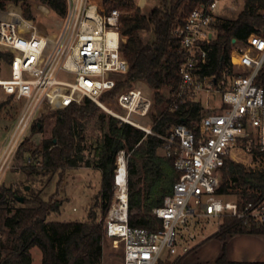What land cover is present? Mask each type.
I'll use <instances>...</instances> for the list:
<instances>
[{
    "label": "built area",
    "instance_id": "built-area-1",
    "mask_svg": "<svg viewBox=\"0 0 264 264\" xmlns=\"http://www.w3.org/2000/svg\"><path fill=\"white\" fill-rule=\"evenodd\" d=\"M67 3L64 27L54 37L28 33L14 19L0 17V51L13 54L10 75L0 78V88L8 97L22 102L0 153V176L41 114L81 104L88 98L120 121L160 137L164 155L174 159L179 173L173 192L153 210L162 227H132L127 156L120 152L114 199L104 228L115 245H123V264H180L194 246L184 244L175 260L165 258L163 253L177 254L178 241H187V233L188 240H194L196 219L201 216H230L249 227L264 226V195L241 207L236 200L217 195L225 158L264 172V87L256 83L264 64V36L252 35L244 45L234 46L232 73L225 70L219 79L202 75L199 71L208 63L207 44L214 37L220 0H200L174 30L182 63L180 80L168 106L174 111L188 101L200 102L207 113L198 129L178 124L161 135L153 130L154 101L149 90L126 87L114 98L115 107L102 99L115 88V76L129 69L121 52L125 38L120 33V10L106 12L90 0ZM218 95L220 100L213 107L210 98L215 100Z\"/></svg>",
    "mask_w": 264,
    "mask_h": 264
},
{
    "label": "trees",
    "instance_id": "trees-1",
    "mask_svg": "<svg viewBox=\"0 0 264 264\" xmlns=\"http://www.w3.org/2000/svg\"><path fill=\"white\" fill-rule=\"evenodd\" d=\"M35 0H0V12L8 3L23 5L26 19H33L31 2ZM58 16L68 12L67 0H37ZM104 11L120 8V33L125 38L121 52L129 64L115 88L102 96L106 101L115 98L124 88L143 82L152 92L153 130L166 135L174 125L185 124L198 129L206 115L200 102L188 101L171 111L170 94L178 86L182 55L178 52V39L174 30L200 0H160L145 14L137 0H90ZM264 0H244V7L234 19H218L213 25L214 37L207 47L208 63L199 71L202 75L222 77L225 70L232 73L231 53L235 45L246 43L252 35L264 36ZM144 34L147 38L144 39ZM233 39H236L233 42ZM13 54L0 51V63H11ZM264 87V64L256 78ZM11 98V97H10ZM3 104L0 106V112ZM98 106L85 98L81 104L41 114L31 131L40 132L45 117L56 115L51 136L35 145L26 137L23 152L41 155L38 165H30L29 173L52 178L55 174L78 167L81 163L101 173V187L95 203L82 221H53L49 217L59 211L58 202L44 199L40 192L24 194L12 186L0 187V264H32V249L38 247L42 264H102L103 241L106 237L104 219L114 199V175L118 154L127 156L129 187V224L132 227L157 229L162 220L153 214L163 205L166 196L173 192L179 178L174 159L163 153V140L155 134H146L114 116H99L103 137L94 145H87L86 127L96 114ZM156 111V113L154 112ZM17 153L22 158L24 153ZM221 184L217 195L234 199L239 206L264 195V172L247 169L242 163L225 158L221 168ZM19 197H23L19 201ZM236 234L264 236V226H247L225 216L219 230L211 237L223 243L224 263L226 240ZM183 260V259H182ZM181 260V261H182Z\"/></svg>",
    "mask_w": 264,
    "mask_h": 264
},
{
    "label": "rangeland",
    "instance_id": "rangeland-1",
    "mask_svg": "<svg viewBox=\"0 0 264 264\" xmlns=\"http://www.w3.org/2000/svg\"><path fill=\"white\" fill-rule=\"evenodd\" d=\"M159 3L160 0H137V6H139L141 11L145 14H148L153 7ZM243 7L244 0H220L216 13L222 17L221 19H234ZM118 9L122 15L124 11L120 8ZM31 13L33 19H26L24 17L22 3H8L6 10L0 12V17L14 19L28 33L35 32L52 37L60 33L64 27L66 16H58L48 6L37 0L31 2ZM143 36L144 39L147 38V34H144ZM244 44L245 43H240V45ZM9 75L10 67L1 62L0 78H6L9 77ZM120 77L121 76H115L117 81ZM133 86L151 92L148 86L143 82H135ZM218 100H220L219 95L215 100L210 98L213 107H216ZM106 101H109L110 106L115 107L114 98L107 99ZM2 104L3 107L0 112V151H2L10 130L20 112L22 102H18L8 97L0 88V106ZM51 111L53 110L44 113L48 114ZM102 114L105 115V119H108L110 115L98 106L96 114L93 115L87 123L86 142L88 146L94 145L103 137L104 130L101 128V121L99 119V116ZM55 121L56 115L45 117L43 124H40V129H42V131L34 133V131H31L30 129L27 135L29 141L38 145L42 139L50 137L51 128ZM146 122H148V120H146ZM19 151L22 153V148H20ZM23 153L22 158L16 156L10 166L3 171L0 176V187L12 186L27 195L30 191L40 192L44 199H51L58 202L60 207L59 211L52 213L49 217L50 220L82 221L86 219L87 213L89 212L90 207L95 203L96 194L101 187L100 171L92 167H87L81 163L78 167L67 169L62 172V175L55 174L52 178L38 173L30 174V165H38V162L41 161V155L33 156L27 152ZM119 154L118 156H120ZM222 220L223 218L214 216H201L196 219L197 225L194 228L196 238L194 240H188L189 234L187 233V241H178L177 254L169 255L165 251L163 256L169 260H175L182 253L183 245L188 243L194 246V249L192 250L193 252L204 241L210 250L221 248V243L219 244L218 239L212 238L211 236L219 230ZM251 244L243 242L242 240L237 241L236 250L243 252L259 249L257 244ZM103 251L104 255L102 264H123L124 248L121 243L115 245L114 241L106 236L103 241ZM32 254V264H41L42 255L38 247L32 249Z\"/></svg>",
    "mask_w": 264,
    "mask_h": 264
},
{
    "label": "crops",
    "instance_id": "crops-1",
    "mask_svg": "<svg viewBox=\"0 0 264 264\" xmlns=\"http://www.w3.org/2000/svg\"><path fill=\"white\" fill-rule=\"evenodd\" d=\"M218 17L220 19L222 18L219 15ZM263 239L264 236L258 234H236L228 236L226 240V253L224 256V263H221L219 261L223 254V249H221L223 248V243L218 240L219 244L221 243V248L217 250L213 249V251L208 248L207 244L204 241L198 246L197 249H195L194 252L191 251L189 253V256L187 255L180 264H264ZM241 240L246 243L257 244L259 249L239 252L236 250V242Z\"/></svg>",
    "mask_w": 264,
    "mask_h": 264
},
{
    "label": "water",
    "instance_id": "water-1",
    "mask_svg": "<svg viewBox=\"0 0 264 264\" xmlns=\"http://www.w3.org/2000/svg\"><path fill=\"white\" fill-rule=\"evenodd\" d=\"M235 41H236V39H233V42H235ZM22 200H23V197H19V201H22Z\"/></svg>",
    "mask_w": 264,
    "mask_h": 264
}]
</instances>
